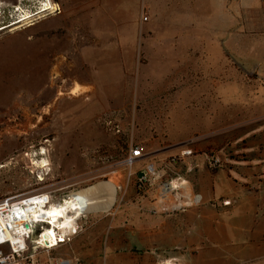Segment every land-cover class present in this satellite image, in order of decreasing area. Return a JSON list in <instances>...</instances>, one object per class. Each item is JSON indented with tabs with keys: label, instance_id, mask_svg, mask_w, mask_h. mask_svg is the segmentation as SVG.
Here are the masks:
<instances>
[{
	"label": "rangeland",
	"instance_id": "374dc122",
	"mask_svg": "<svg viewBox=\"0 0 264 264\" xmlns=\"http://www.w3.org/2000/svg\"><path fill=\"white\" fill-rule=\"evenodd\" d=\"M8 1L0 201L115 189L110 210L87 213L42 259L264 264L249 205H264V0H51L58 9L44 15L47 0Z\"/></svg>",
	"mask_w": 264,
	"mask_h": 264
},
{
	"label": "built area",
	"instance_id": "2783aa9c",
	"mask_svg": "<svg viewBox=\"0 0 264 264\" xmlns=\"http://www.w3.org/2000/svg\"><path fill=\"white\" fill-rule=\"evenodd\" d=\"M148 20V17H144ZM192 151H185L182 157L191 156ZM143 156L141 147H135L130 150L129 163L132 166ZM152 166L142 172L138 178L139 188H143L150 177L153 176ZM133 174L130 172L128 179ZM40 181L45 178L39 177ZM172 185L165 184L164 188ZM183 185V184H180ZM179 185V186H180ZM175 188L174 192H181V188ZM70 196L67 197L70 201ZM73 201H76L72 198ZM65 202V201H64ZM52 205L48 193L34 194L20 199L7 198L0 201V264H52L51 261H44L42 256L50 254V251L68 245L78 236L81 230V220L86 216L84 204L81 203L80 215L77 217L71 212L66 213L69 217L71 230L66 236H61L56 231V240L54 246L52 243L44 244L42 241L43 228L53 223L46 219L45 211ZM66 262H61L65 264Z\"/></svg>",
	"mask_w": 264,
	"mask_h": 264
},
{
	"label": "bare ground",
	"instance_id": "6f19581e",
	"mask_svg": "<svg viewBox=\"0 0 264 264\" xmlns=\"http://www.w3.org/2000/svg\"><path fill=\"white\" fill-rule=\"evenodd\" d=\"M44 6L46 8H44L43 12H40V15H44L48 12H56L58 9V6L52 3L51 0H47V3ZM32 17L33 16L29 14L25 15L24 18L21 19L22 21L20 23L26 22L25 24H31ZM1 31L2 28H0V32ZM74 92L76 91L73 90L72 94H74ZM59 95H63V93L59 92ZM111 185L107 183L98 184L89 189H85L76 194H72L69 197L70 201H68V199L66 198L64 200L65 202L63 201L60 204H52L50 208H47V210L45 211L46 219H48V221L53 224L51 227L50 225H47V227L43 228L44 230L42 236L43 243L44 244L52 243L54 246L55 245L54 240H56V231L61 236H66L67 234H69L71 230V224L69 221V217L67 216L66 213L71 212L72 215L78 217L80 215V211H81L80 209L82 207L81 202L79 201L76 202L72 200V198H75V196L85 199V204L83 206H84V211L86 213H92V212L103 213L110 210L116 200L115 189ZM197 200H199V198H197Z\"/></svg>",
	"mask_w": 264,
	"mask_h": 264
},
{
	"label": "crops",
	"instance_id": "0c3cea01",
	"mask_svg": "<svg viewBox=\"0 0 264 264\" xmlns=\"http://www.w3.org/2000/svg\"><path fill=\"white\" fill-rule=\"evenodd\" d=\"M74 5H83L81 7H84V5H86V4H74ZM182 186L183 185H180L179 187H182ZM184 186H185V189L188 190L187 186L186 185H184ZM165 188H166V190L169 189L170 192H171L175 188H178V186L172 184V185H169V186H167ZM212 194H213V196L214 195H217L219 197H222L223 196V192L220 194L218 191H216L215 193H212ZM201 196H202V199H204V198H206L207 194H204V196L203 195H201ZM187 197H190L191 198V195L188 194ZM249 205H254L253 208L254 209H257V211H256L255 214H258V215H256V217H258L260 220L259 219L257 220L255 218V221H256L255 224H258L256 227H260L259 229L264 231V222H262L263 221V218H264V205L261 204L262 205V208H263V209H261V211H260V206L261 205H259L258 202L256 204L254 202H251ZM259 214H260V216H259ZM253 229L255 230V228H253ZM74 243H77L78 244V241L76 240ZM65 246H67V245H65ZM62 247H64V246H62ZM62 247H60V248H62ZM60 248H57V249H60ZM122 259H130V263L131 264H142L143 262H146V263H155V262L169 261L168 259H161V260H159V259H155V258H152L153 260L151 261V257H149V256H131V257H127V258L122 257ZM57 260L60 261V264H61V262H66L65 264H71V261H69V260H63V259H53V260H51V263L52 264H58V263H56ZM109 261H111V260H109ZM122 262H124V261H122Z\"/></svg>",
	"mask_w": 264,
	"mask_h": 264
},
{
	"label": "flooded vegetation",
	"instance_id": "af4514ba",
	"mask_svg": "<svg viewBox=\"0 0 264 264\" xmlns=\"http://www.w3.org/2000/svg\"><path fill=\"white\" fill-rule=\"evenodd\" d=\"M0 3L3 4L2 18H4V19L6 18V22H8L9 18H10V9H9V7L11 5L9 4L8 0L0 1ZM4 22H5V20H4ZM4 31H6V28H4L0 33L4 32Z\"/></svg>",
	"mask_w": 264,
	"mask_h": 264
},
{
	"label": "water",
	"instance_id": "95a60500",
	"mask_svg": "<svg viewBox=\"0 0 264 264\" xmlns=\"http://www.w3.org/2000/svg\"><path fill=\"white\" fill-rule=\"evenodd\" d=\"M74 199L77 200V201H79V202H81L82 204H85V199L84 198L75 196Z\"/></svg>",
	"mask_w": 264,
	"mask_h": 264
}]
</instances>
